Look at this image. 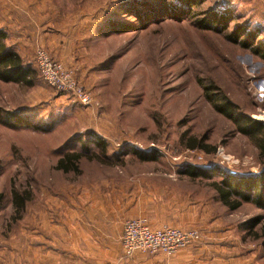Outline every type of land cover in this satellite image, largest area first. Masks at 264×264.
<instances>
[{
  "label": "rangeland",
  "instance_id": "374dc122",
  "mask_svg": "<svg viewBox=\"0 0 264 264\" xmlns=\"http://www.w3.org/2000/svg\"><path fill=\"white\" fill-rule=\"evenodd\" d=\"M186 3L0 0L5 44L28 69L22 82L0 79V264H115V251L79 238L81 230L92 233L85 217L68 214L111 203L108 194L120 185L146 194L153 215L124 219L121 234L125 221L143 217L152 229L201 235L200 225L212 219L264 262V209L243 202L229 210L209 185L218 175L178 174L187 165L234 176L264 167L254 141L213 105L226 101L238 115L264 123V0ZM38 49L87 103L48 83L35 60ZM96 138L105 150L93 144ZM134 149L156 158L142 160ZM67 153L81 157L62 172L57 161ZM183 196L196 203L198 223L172 222ZM162 211L169 221L155 222ZM256 216L260 223L250 229ZM137 253L173 255L123 257Z\"/></svg>",
  "mask_w": 264,
  "mask_h": 264
},
{
  "label": "crops",
  "instance_id": "0c3cea01",
  "mask_svg": "<svg viewBox=\"0 0 264 264\" xmlns=\"http://www.w3.org/2000/svg\"><path fill=\"white\" fill-rule=\"evenodd\" d=\"M124 187L125 185L116 186L113 189L117 192L112 194L109 192V198L112 195L111 203L97 205L92 203L90 207H83L82 212L75 209L68 214L74 217L80 215L85 217L82 223H90L92 233L86 234L81 230L82 236L80 235L79 238H90L94 243L106 246L105 249L108 251H115L118 254L113 258L115 264H264L258 259L255 251L244 249L243 240L238 237V234H226L219 224L212 222V219L210 223L200 225L204 234H201V240L198 243L179 250L172 256H165L161 253L150 255L137 253L131 258H124L119 243L124 219L153 216L150 214L151 209L146 200L148 196L145 197L146 194L141 193L140 190H137L136 192L139 193L134 196L135 194L130 191L126 192ZM101 196L100 192L97 193V197ZM183 197L186 202L173 211L172 222L183 226L198 223L196 211L199 210L196 203ZM164 215L163 211L155 215V222H168L169 218L163 217Z\"/></svg>",
  "mask_w": 264,
  "mask_h": 264
},
{
  "label": "trees",
  "instance_id": "16d2710c",
  "mask_svg": "<svg viewBox=\"0 0 264 264\" xmlns=\"http://www.w3.org/2000/svg\"><path fill=\"white\" fill-rule=\"evenodd\" d=\"M186 1L187 6H191L190 0ZM222 19L221 15H219V18H215L216 22L221 23ZM6 37V32L0 29V79L4 81L22 82L27 76L28 69L22 66L19 54L7 48L5 44ZM254 37L256 38V36ZM242 44L248 46L246 42ZM260 55L264 57V52L260 53ZM213 105L218 112L237 124L242 134L247 135L254 141L260 156L264 158V123L259 120H253L248 116L238 115L236 113V107L226 101L221 100L218 104L214 102ZM24 124L29 125V122H25ZM93 144L104 150L106 148V143L101 138H96ZM199 145L203 149H206L205 146L198 144V146ZM189 147H196V143L193 141L190 142ZM131 152L142 160H152L156 158L154 155L143 154L136 149L131 150ZM80 157V153H67L57 161V169H60L62 172L75 169L76 161L79 160ZM178 174L187 176L191 179H213L214 176L218 175L220 176L219 179L210 181L209 185L216 193L215 199L220 201L229 210L237 209L243 202L253 203L255 206L264 209V167L256 175L234 176L222 172L217 167L209 170L195 165H187L179 171ZM15 198H17L16 203L19 205L24 201L23 197L19 198L16 196ZM259 223L260 217H253L249 220L248 227L252 229ZM262 234H264V223H262Z\"/></svg>",
  "mask_w": 264,
  "mask_h": 264
},
{
  "label": "built area",
  "instance_id": "2783aa9c",
  "mask_svg": "<svg viewBox=\"0 0 264 264\" xmlns=\"http://www.w3.org/2000/svg\"><path fill=\"white\" fill-rule=\"evenodd\" d=\"M35 60L42 70L43 77L63 93H71L80 102L87 103V96L77 91L71 79L59 76V67L54 65L43 49L35 52ZM44 70V71H43ZM201 235L195 230H183L174 227L152 229L145 218L125 221L120 237V247L124 256L130 257L135 252H162L174 254L180 249L190 247L200 241Z\"/></svg>",
  "mask_w": 264,
  "mask_h": 264
}]
</instances>
